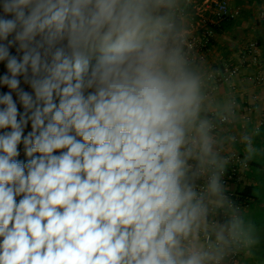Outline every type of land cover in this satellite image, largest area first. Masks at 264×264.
<instances>
[{"label": "clouds", "instance_id": "obj_1", "mask_svg": "<svg viewBox=\"0 0 264 264\" xmlns=\"http://www.w3.org/2000/svg\"><path fill=\"white\" fill-rule=\"evenodd\" d=\"M180 7L0 0V264L230 254L243 221L200 115L204 80Z\"/></svg>", "mask_w": 264, "mask_h": 264}, {"label": "crops", "instance_id": "obj_2", "mask_svg": "<svg viewBox=\"0 0 264 264\" xmlns=\"http://www.w3.org/2000/svg\"><path fill=\"white\" fill-rule=\"evenodd\" d=\"M202 2L180 0L178 19L188 33L195 31L200 19V12L194 6L202 5ZM229 4L236 12L230 19H217L204 11V15L214 18L215 23L210 24L214 37L205 60L193 68L204 80L206 99L201 118L209 122L211 118L218 121L223 114L230 118L219 124L217 130L210 131L215 141L214 151L222 161H227L229 156H238L249 163V167L240 169L241 179L232 184L240 191L245 185L255 184L250 159L255 157L254 148L258 143L254 141V135L264 118V79H260L264 77V17L260 14L264 10V0H229ZM230 67H238V72L226 77L225 69ZM4 72V65L0 64V75ZM6 91L0 87V92ZM245 136L251 140V152L246 150ZM262 138L260 148L264 152ZM257 158L263 160V157Z\"/></svg>", "mask_w": 264, "mask_h": 264}, {"label": "built area", "instance_id": "obj_3", "mask_svg": "<svg viewBox=\"0 0 264 264\" xmlns=\"http://www.w3.org/2000/svg\"><path fill=\"white\" fill-rule=\"evenodd\" d=\"M194 8L200 12V19L196 22L195 31L192 33L187 32L188 43L185 45V51L192 66L205 60L214 37V30L210 25L215 23L214 18L204 15V11H209L213 16L221 20L230 19L236 13L231 9L229 0H203L202 5H195ZM260 14L264 17V10H262ZM237 72L238 67L225 69L226 77H230ZM260 79L263 80L264 77H261ZM210 120L211 130L215 131L218 129L219 124L230 121V118L227 114H223L219 117L218 121L212 118ZM263 123L264 118L261 121V124ZM227 161L228 165L224 166L221 179L226 196L234 205L236 215L241 218V214L247 206L241 203L238 191L232 187V184L241 179L240 169L242 167H249V163L238 156H229ZM203 183L204 179L197 181L198 185H202ZM212 218L213 217L210 216V219ZM249 250L246 236L243 232L239 241L233 246L232 251L225 257L222 264H242V259L248 255L250 252Z\"/></svg>", "mask_w": 264, "mask_h": 264}, {"label": "trees", "instance_id": "obj_4", "mask_svg": "<svg viewBox=\"0 0 264 264\" xmlns=\"http://www.w3.org/2000/svg\"><path fill=\"white\" fill-rule=\"evenodd\" d=\"M264 137V123L254 135L255 157L250 159L253 169L252 179L255 184L245 185L238 191L239 199L247 208L241 214L243 232L246 236L249 251L251 252V264H264V152L260 146ZM257 157H263L258 160Z\"/></svg>", "mask_w": 264, "mask_h": 264}, {"label": "rangeland", "instance_id": "obj_5", "mask_svg": "<svg viewBox=\"0 0 264 264\" xmlns=\"http://www.w3.org/2000/svg\"><path fill=\"white\" fill-rule=\"evenodd\" d=\"M252 182H255V181H252ZM247 208V207H246ZM242 264H251L252 262V258H251V252L248 253L247 256H245L243 259H242Z\"/></svg>", "mask_w": 264, "mask_h": 264}]
</instances>
